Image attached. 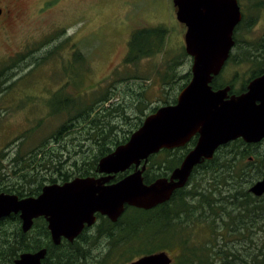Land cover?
Here are the masks:
<instances>
[{
    "label": "rangeland",
    "instance_id": "obj_1",
    "mask_svg": "<svg viewBox=\"0 0 264 264\" xmlns=\"http://www.w3.org/2000/svg\"><path fill=\"white\" fill-rule=\"evenodd\" d=\"M241 2L246 20L251 21L253 17L255 20L240 29L239 40L243 44L254 43L264 36V1ZM39 3V0H23L19 16L5 27L0 26V65L17 61V66L11 67V79L6 83H12V86L0 96V158L4 165L0 187L3 188L11 182H15V186L18 184L19 174L26 172L17 170V173L14 167L27 166L36 151L35 146L51 136L68 118L67 114L65 117L49 116L46 90L56 89V84L63 83L61 89L68 93L64 94L88 103L115 82L111 86L112 98L105 104L99 102L98 110L112 103L124 106L126 114L114 113L112 117L117 127L114 134L122 140L138 128L140 118L145 119L152 108L162 105L164 98L173 99L177 95L180 85L187 82L184 75L191 71L193 63V59L184 54L185 43L180 36L182 28L173 13L172 0H59L53 6L48 3L51 7L43 10H38ZM156 25H164L168 30L164 50L137 63H125L134 29ZM234 53L237 54L236 60L245 56L243 48L237 47ZM252 67L249 61L227 63L219 76L220 81L234 79L236 87H240L251 76ZM169 72H176L175 76L168 79ZM129 75L136 78L119 79ZM142 92L147 96L146 106L136 99ZM164 92L166 96L161 97ZM125 115L128 116L125 118ZM78 126L79 123L72 128L74 132L64 135L61 141H52L48 145L55 151L67 153L62 155L61 165L75 161L91 162L99 153L97 145L88 142L78 131ZM159 158L161 160L163 156ZM202 174L203 171H198L187 189L195 188L190 186L197 180L205 185L209 174ZM38 175L48 178L43 180L44 184L57 176L55 171L44 168ZM23 184L28 189L37 186L38 182ZM14 227L15 221H11V231ZM160 227L158 224L155 228ZM193 231L194 246L210 237L206 224ZM252 238L251 246L254 239L258 243L264 240V232L258 231ZM145 242V239L135 240L125 256L143 249ZM161 242L158 241L157 245ZM238 246L242 244L238 243ZM244 246L247 247L246 243ZM107 248L108 242L103 238L91 243L89 254L93 257H89L88 262L105 253ZM164 250L176 258L178 249Z\"/></svg>",
    "mask_w": 264,
    "mask_h": 264
},
{
    "label": "trees",
    "instance_id": "obj_2",
    "mask_svg": "<svg viewBox=\"0 0 264 264\" xmlns=\"http://www.w3.org/2000/svg\"><path fill=\"white\" fill-rule=\"evenodd\" d=\"M242 27L243 25L239 29ZM167 34L168 30L164 25L134 30L129 40L125 63H137L143 58L162 52ZM238 47L244 49L245 56L236 60V56L233 55L228 63L249 61L253 64V68H256L252 73L264 72V36L254 43L243 44L239 40ZM16 63L17 61L11 65H0V93L7 91L4 84L10 81L9 71L11 67L17 66ZM174 73L176 72H169L168 79L173 78ZM133 77L135 76L129 75L119 79L124 81ZM218 80L214 81L215 88L221 86ZM113 83L115 82H111L100 96L88 103L78 102L72 96L67 103H63L64 100L61 97L60 99L55 97L49 103V116L65 117L67 114L68 118L51 136L35 146L36 151L33 158L27 162V166L14 167L17 173H19L17 170L26 172L23 175L19 174V180L16 179L17 191L14 190L20 197L38 195L41 192L44 186L43 180L48 178H40L38 175L40 169L44 168L53 172L60 168L63 162L62 155L67 153L55 151V148H50L48 145L52 141H61L64 135L74 132L72 128L78 123V131L87 141L94 142L99 149V153L91 162H81L89 164L80 170L83 174H90L101 157L129 139L125 136L120 140L114 134L116 125L113 124V114H121V112L126 114L124 106L112 103L104 106L103 110H98L99 102L105 104L112 98ZM244 89L245 86L242 90ZM136 99L140 104L147 105L145 92L138 93ZM157 108H152L151 113ZM127 116L125 115V118ZM142 121L143 119L140 118L137 127ZM249 147L250 144L242 139L234 141L229 149L199 166L198 171H203L202 176L209 174V177L205 179V185L197 180L193 186H190L195 188L178 189L171 200L153 209L145 210L129 206L115 223L103 217L98 225L99 232H84L74 242L64 239L61 244L55 245L51 239L48 223L43 217L35 220L29 232H24L19 215L14 214L11 218V221H15L14 231L10 228L11 221H6L5 224L0 221V258L13 259L22 252L36 251L46 247L48 253L43 260L44 264H127L137 256L175 248L178 249L176 264H264V240L258 243L254 239L253 246L250 243L253 241L252 236L258 231L264 232V197L254 196L249 188L247 189V186L254 182L255 176L249 162H246ZM183 157L182 153H175L173 156L166 154L162 160L151 156L148 168L144 172L145 182L150 183L158 177L168 176L169 171L179 165ZM3 169L4 165L0 158V173L4 171ZM122 176L121 174L120 177ZM2 177L3 175L0 174V179ZM194 177L196 176L194 175L192 179ZM22 181L30 185L38 182V185L25 189L27 186ZM50 181L55 182L56 178L51 177ZM198 187H201V190ZM224 187L227 189L224 190ZM4 190L8 191V187ZM158 224L161 227L156 229ZM204 224L210 231V237L199 246L192 245L195 244L193 230ZM176 235H178L177 238H175ZM102 238L107 240L108 250L94 261L88 262L89 257H93L89 254L90 244L97 242L98 239L101 241ZM141 239L146 240L143 249L125 256L132 248L134 241ZM160 240H162L161 245H157ZM238 243L242 246H238ZM245 243L247 247L244 246Z\"/></svg>",
    "mask_w": 264,
    "mask_h": 264
},
{
    "label": "water",
    "instance_id": "obj_3",
    "mask_svg": "<svg viewBox=\"0 0 264 264\" xmlns=\"http://www.w3.org/2000/svg\"><path fill=\"white\" fill-rule=\"evenodd\" d=\"M177 19L187 26L186 51L193 58L192 79L176 104L159 107L147 115L129 139L100 158L97 171L107 176L77 177L63 184L49 183L39 195L20 197L0 192V219L19 214L21 227L29 232L35 220L48 222L55 245L73 242L86 226L97 221L96 213L117 222L128 206L149 210L171 199L187 185L194 168L211 160L216 150L236 139L255 143L264 139V74L252 80L248 90L229 95L231 86L214 89L212 82L224 68L235 45L233 33L241 21L238 0H174ZM200 133L195 147L171 175L145 182L144 172L151 155L163 148L185 145ZM135 170L114 183L119 172ZM250 192L264 194V178ZM46 247L22 252L14 264H44ZM166 251L145 254L129 264H172Z\"/></svg>",
    "mask_w": 264,
    "mask_h": 264
},
{
    "label": "flooded vegetation",
    "instance_id": "obj_4",
    "mask_svg": "<svg viewBox=\"0 0 264 264\" xmlns=\"http://www.w3.org/2000/svg\"><path fill=\"white\" fill-rule=\"evenodd\" d=\"M58 1L59 0H39L40 3H39L38 10L48 9L49 7L55 5ZM172 1H173V5H174V0H172ZM22 2H23V0H0V26L1 27H5L6 24H9L12 20H14L16 17L19 16L18 10L20 9ZM238 2H239L240 9H241V13H242V18H241V21L236 25V27L234 29L233 39L235 41V45L231 49L229 58H232L233 55H235V56L237 55V54L234 53V50L238 47L239 32H240L239 27H241L242 25L243 26L244 25H249V24H251V23L254 22L253 21L254 17L252 18L251 21L249 20L250 22L248 20H246L244 6H243L241 0H238ZM48 3H50L51 6H48L47 5ZM96 4H94V5L96 6ZM173 13H174V15L176 16V19H177V7L175 5L173 7ZM177 23L182 28V32L180 33V36L182 38V42L185 43V34H186V31H187V26L184 23L180 22L179 20H178ZM156 26H158V25H156ZM132 33H131V35H132ZM184 54L189 55L187 53V51H186V46H184ZM189 56L191 57V55H189ZM255 70H256V68H253L252 67V72H254ZM221 72L217 76L214 77L213 82H212L213 88L214 89H220V88H223V87H226V86L230 85L231 86V90L229 92V95H232V94H241L243 92H246L248 90L249 83L252 80H254L255 78H257V77H259V76H261V75L264 74V72H261L259 74L252 73L251 72V76L247 80H245L241 84L240 87H236V85H235L236 82H235L234 79H231V80H228V81H225V82L220 81V77L219 76H220ZM189 74H190V77H189ZM173 75L175 76V73ZM186 75H184V76L187 77L186 78L187 79V82H184V83H182V85H180V88H178V90L180 89L179 92H176L177 95H175V97L173 99H165L164 98L163 99V104L162 105L155 106V107H158L159 108V107H161L163 105L176 104L177 103L178 96H179L180 92L182 91V89L185 86L188 85V83L192 79V67H191V71L189 73H187ZM216 80H218L220 82V85H221L218 88H215L214 87V81H216ZM4 86L5 87H10V86H12V83H10L8 85L7 84H4ZM55 86H57L56 89H51L49 91L46 90L45 95L49 99L48 100V105H49L50 102H52V100L55 97H58V99H60V97H61L64 100L63 103H67L69 101L70 96L67 95L68 94L67 91H65L64 89H61L62 87L64 88V84L63 83H59V84H56ZM243 86H245V89L244 90H242ZM178 90H176V91H178ZM64 93H67V94H64ZM2 94L3 93H0V96ZM165 96H166V93L164 92V95H162L161 97H165ZM116 129H117V127H116ZM199 137H200V133L197 132V133H195L191 137V139L185 145L180 146V147L171 148V149L163 148L158 153L154 154L153 156L156 157L157 160H159L160 159L159 157H162V156H163L162 159H164V157H165L166 154H171V156H173V154H175V153H182L185 156L191 149H193L195 147V145L197 144V142L199 140ZM236 140H238V139H236ZM236 140H233V141L228 142L227 144L221 145L216 150L213 159L216 156L220 155L224 150L229 149L233 145L234 141H236ZM92 143H94V142H92ZM248 144H250V147H249V155H248V162H249V165H250L251 170H253L257 174L256 177H254V179H253L254 180L253 183H255L258 180L264 178V139H262L259 142L248 143ZM213 159H211V160H213ZM182 160H181V162H182ZM211 160H209V161H211ZM149 162H150V159H149ZM181 162L179 163V165L181 164ZM207 162H208V160L205 161L201 165H197L194 168V170L192 172V175L190 177L189 185L191 184L190 182L192 181V177L200 169L199 166H202V165H204ZM87 166H89V164L81 163V162H78V161L77 162H72L70 164H63V165L60 164V166H59L60 168L57 171L54 170L55 171V174H57V176L55 177L56 178V181L55 182H51L50 181V183H60V184H63L65 182L71 181V180H73V179H75L77 177H87V176H91V177H95V178H100V177H103V176H107L108 175V173H101V172H98L97 171L98 163L94 165L93 170L90 172V174H83L82 173L83 171L80 172V170H82L84 167H87ZM147 168H148V165H147ZM134 170H135V166H132L130 169H128V170H126L124 172L116 173L114 175V178L111 179L108 183L117 182L118 180L122 179L126 175L132 173ZM172 171L173 170L169 171L168 177L171 175V172ZM121 174L123 175L122 177H120ZM162 177H165V176H162ZM253 183H252V185H253ZM189 185H187V186H189ZM6 187H8V191L4 190V188L2 186V187H0V192L15 193V190H14L15 189V182H11V184L8 183ZM26 196H30V195H26ZM26 196H24V197H26ZM259 197H264V194L262 196H259ZM13 215L14 214H11V215H9L7 217H3V218L0 219V221H2L4 224L7 223V222H10L11 221V218H13ZM96 215H97V221H96V223L94 225H92V226H86L85 229H84V231H83V233L84 232H87V233H90V232L97 233V232L100 231L99 228H98V224L101 223V220L103 219V217H106V218H108V217L105 216V215H102L100 213H96ZM12 235H10L11 240H12ZM107 250H108V248L106 249V251ZM15 259L16 258H13V259L0 258V264H14ZM134 259H136V258H134Z\"/></svg>",
    "mask_w": 264,
    "mask_h": 264
}]
</instances>
